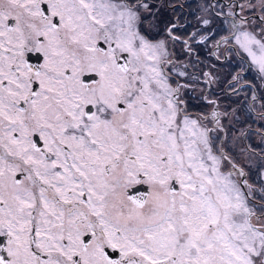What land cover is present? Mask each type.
I'll return each mask as SVG.
<instances>
[{"label": "snow or ice", "instance_id": "1", "mask_svg": "<svg viewBox=\"0 0 264 264\" xmlns=\"http://www.w3.org/2000/svg\"><path fill=\"white\" fill-rule=\"evenodd\" d=\"M194 3L0 0V264H264V0Z\"/></svg>", "mask_w": 264, "mask_h": 264}, {"label": "flooded vegetation", "instance_id": "2", "mask_svg": "<svg viewBox=\"0 0 264 264\" xmlns=\"http://www.w3.org/2000/svg\"><path fill=\"white\" fill-rule=\"evenodd\" d=\"M188 2L191 3L193 7H195L194 0H188ZM187 10L188 9H185V11H187ZM235 68H236V64H235V62H233L230 65L229 64L223 65V67H221L219 70L221 71V73H227V72H231V71L235 70ZM248 75H249V77H251V76H254L255 73L252 72V73H249Z\"/></svg>", "mask_w": 264, "mask_h": 264}]
</instances>
